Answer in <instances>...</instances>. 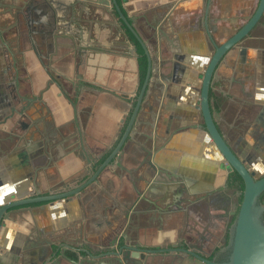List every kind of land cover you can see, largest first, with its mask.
Returning <instances> with one entry per match:
<instances>
[{"label": "crops", "instance_id": "1", "mask_svg": "<svg viewBox=\"0 0 264 264\" xmlns=\"http://www.w3.org/2000/svg\"><path fill=\"white\" fill-rule=\"evenodd\" d=\"M77 1L0 0V206L35 194L30 187L36 195L76 187L129 122L142 85L137 47L115 3ZM117 3L153 60L136 122L119 157L80 195L9 210L0 264H115L100 255L117 238L199 250L206 229L216 238L224 225L209 224L203 198L230 196L229 213L235 208L231 168L197 105L200 74L212 38L234 34L259 0ZM210 98L227 143L263 173L264 15L218 65ZM150 257L199 264L175 251Z\"/></svg>", "mask_w": 264, "mask_h": 264}, {"label": "water", "instance_id": "2", "mask_svg": "<svg viewBox=\"0 0 264 264\" xmlns=\"http://www.w3.org/2000/svg\"><path fill=\"white\" fill-rule=\"evenodd\" d=\"M113 1L122 22L138 39L148 58L146 76L137 95L126 129L111 153L92 173L88 171L90 166L85 169V171H88L87 174L89 176L76 187L47 195H36L38 192L30 187L31 193L35 194L26 198H16L15 200L3 203L0 206V233L4 224V218L11 208L37 202L53 203L57 200L80 195L85 188L97 181L101 172L119 157V154L123 149L133 125L136 122L137 115L141 110L145 93L151 79L153 60L146 42L140 37L133 23L124 15L117 0ZM263 15L264 0H259L258 6L253 14L224 42L217 44L215 39L211 36L214 44V51L209 62L204 66L203 74H200L201 85L199 90V102L197 105L203 114L205 128L222 154V160L228 164L231 170H235L242 177L244 182L243 191L240 193L242 199L238 210L234 211L236 217L229 228V239L227 244V248L229 249L228 259L223 262H214L208 260L194 249L180 246L179 243H174L171 247L166 248L143 247L139 243H131L129 238H126L123 241L118 238L111 241L110 243H114V245L110 246L109 250H106V252L101 253V257L113 256L118 264H139L140 262L138 260H143L146 254L175 251L187 254L199 264H264V200L261 199V196L264 193V175L258 176L255 170L251 168V165L242 159L227 143L223 134L217 127L210 104V89L216 76L218 65L232 47L237 45L244 37L251 33ZM36 23L38 22L36 21ZM87 160L91 164V158H88ZM117 242L118 246L116 247L115 243ZM90 253L93 255L92 252ZM63 255L65 254L63 253ZM73 262L75 264L77 263L76 260H73Z\"/></svg>", "mask_w": 264, "mask_h": 264}, {"label": "flooded vegetation", "instance_id": "3", "mask_svg": "<svg viewBox=\"0 0 264 264\" xmlns=\"http://www.w3.org/2000/svg\"><path fill=\"white\" fill-rule=\"evenodd\" d=\"M79 0L77 1V3ZM82 2H79L81 4ZM114 6V2L111 0L110 2ZM78 4V5H79ZM119 4V3H118ZM120 5V4H119ZM233 170H231L227 185L229 189H234L235 193H239L237 197H234L233 202H235V208L232 211V213H229V210L227 209V204L230 202L229 200H232L230 196H223L222 194H212L207 196L206 198H203L204 204L206 207V218L209 220V224L215 223V222H224L223 228L220 229L219 235L215 238L213 233L206 229L205 234L202 236L203 237V242L200 244L201 249L196 250L197 252L201 253L205 258L208 260L214 261V262H223L228 259L229 256V249L227 248V243L226 237L229 233V228L231 226V221L232 217H236V213L234 211L238 210L239 204L241 201H239L240 198V193L241 191L236 185V181H234L231 177V173ZM258 176L264 175V172L261 174H258V172L255 170ZM242 197V196H241ZM262 197V196H261ZM210 226V225H209ZM214 239V240H213ZM149 248H154V247H149ZM150 254H146L143 260H138L140 263L139 264H153L151 262ZM106 262H112L115 264H118L117 260L111 259V260H106Z\"/></svg>", "mask_w": 264, "mask_h": 264}, {"label": "trees", "instance_id": "4", "mask_svg": "<svg viewBox=\"0 0 264 264\" xmlns=\"http://www.w3.org/2000/svg\"><path fill=\"white\" fill-rule=\"evenodd\" d=\"M122 25H124L125 28V32L128 36V38L130 39V41L132 43L135 44V46L137 47V52H138V66H139V78H140V84L143 83L145 76H146V72H147V68H148V58L147 55L145 53L144 48L142 47V45L140 44V42L136 39V37L134 36V34L130 31V29H128L125 24L122 23ZM104 161L100 160L99 163H102ZM231 177L234 181H236L237 183V187L242 191L244 188V182L242 177L235 171L233 170L231 173ZM242 197L240 196L239 201H241ZM262 200H264V193L262 194L261 197ZM235 216L232 217V221L231 223L234 221ZM229 239V233L226 237V241L225 243L228 242Z\"/></svg>", "mask_w": 264, "mask_h": 264}, {"label": "rangeland", "instance_id": "5", "mask_svg": "<svg viewBox=\"0 0 264 264\" xmlns=\"http://www.w3.org/2000/svg\"><path fill=\"white\" fill-rule=\"evenodd\" d=\"M83 19H85L86 20V18H83ZM84 22V21H83Z\"/></svg>", "mask_w": 264, "mask_h": 264}]
</instances>
